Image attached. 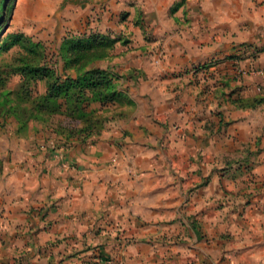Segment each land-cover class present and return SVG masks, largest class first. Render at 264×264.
<instances>
[{
	"label": "crops",
	"instance_id": "0c3cea01",
	"mask_svg": "<svg viewBox=\"0 0 264 264\" xmlns=\"http://www.w3.org/2000/svg\"><path fill=\"white\" fill-rule=\"evenodd\" d=\"M180 1L88 0L91 28L126 38L115 48L134 58L127 68L134 78L120 80L127 101L101 110L107 121L99 135L66 147L75 169L33 136L7 144L0 156V264H191L194 243L207 245L199 254L205 264L219 255L233 261L234 253L257 258L234 250L261 240L248 238V222L224 221L234 207L218 204L225 192L217 173L192 194L165 171L180 161L217 166L234 159L264 175V73H244L231 87L222 77L234 76L224 57L239 54L238 44L263 41L264 21L240 15L249 3L224 10L221 1L209 8ZM260 50L255 59L242 54L238 66L264 72ZM211 62L210 76L195 72L198 84L179 75ZM229 96L258 101L235 106ZM197 197L204 203L193 204ZM193 212L203 230L198 237L191 236ZM176 244L187 246L188 258L179 259Z\"/></svg>",
	"mask_w": 264,
	"mask_h": 264
},
{
	"label": "rangeland",
	"instance_id": "374dc122",
	"mask_svg": "<svg viewBox=\"0 0 264 264\" xmlns=\"http://www.w3.org/2000/svg\"><path fill=\"white\" fill-rule=\"evenodd\" d=\"M217 1L222 2L224 10H227L229 7L228 3L231 2L240 6L244 3H249L248 7L240 11V15H250L253 18L264 21V0H195L198 7L206 5L208 8ZM183 2L184 0L180 1L179 4ZM251 6L253 7L251 8ZM89 14L88 0H0V92L6 89H11L15 92L19 90L22 82L18 68L30 57H33L35 61H39L41 64L46 63L52 66L58 74L74 73L75 71L63 57L66 49L72 44L78 42L87 43L92 40L93 36L102 35L107 36L110 41V46L107 50L108 54L102 59L93 61L90 66L108 69L113 76L119 79L120 90L123 89L120 80L123 81L126 77L130 76L133 79V73L136 72L134 69H127L134 58L126 55V51L115 48L119 42L123 43L126 38L121 40L120 37H113L109 33L105 34L94 31L88 21ZM73 23H76V25L74 26ZM261 40L263 41L258 45L253 44V42L240 43L236 46V49L238 48L236 51H239V54L234 53L233 55L224 57V60L231 61V65L234 68V76L222 75V77L224 76L223 83L225 85H230L229 83L231 85L232 83L237 84V81H239L244 73L247 75L251 73L262 75L264 73L262 69L253 67L252 69L245 70L238 66L242 54H246L251 59L257 57L258 52L261 51L260 48H264V34ZM213 65L214 63L211 62L209 65L190 66L180 72L181 74L179 75L185 76V73H189L191 81L198 84L200 80H198V75L195 72L202 73L203 75L201 76H210V70L205 69ZM211 71L213 72L214 70ZM31 87L34 90L43 91L44 83L31 84L29 88ZM228 99L235 105V98L232 100L231 96H229ZM236 101L237 104H242L250 103L253 100L247 102L245 98L241 100V97H237ZM32 136L34 139H41V142L45 143L47 151L62 160V166L76 168V164L65 160L63 152L66 150V147L59 146L61 143L55 135L46 130L40 122L28 121L25 127L20 128L12 116L6 119L0 118V156L4 155L5 147H7L8 143L28 142ZM165 172L173 173L172 175L175 176L174 185L177 189L192 192V194L196 190L207 186L212 173H217L219 175L217 188L225 192L221 199L218 200V204L234 207L227 209L222 214L224 221H228V224L235 220L248 222L250 224L248 228L252 226L250 230L246 231L250 233L248 238H260L261 242H250L242 245V247L237 246L234 248L237 251L248 249L252 253H255L257 258L251 256V260L247 259L244 261L241 257L239 258L237 253H234L231 255L234 258L233 261H227L225 260V256L219 255L213 263L264 264V259L260 257L264 256V175L255 174L253 166L239 164L234 159H231V161L225 160V163L218 164L217 166L203 165L198 159H192V163L190 164H184V162L180 161L175 165L173 170L168 167ZM198 199V197L192 198L193 204L204 203V201L198 202ZM209 204L207 202L204 205ZM198 216L195 212L192 213V237L196 235L198 237L199 231L203 233V230L197 229L199 226V222H197L199 220ZM257 217H260L257 220H260L262 229H258L259 225L253 224ZM240 222L237 223L240 224ZM177 228L174 229L175 233L182 231V229L178 230ZM176 245L178 246L176 249L180 250L178 252L180 255L179 259L188 258V254H182V249L187 246L183 244ZM191 248L192 254L189 257L191 258V264H205L199 258V254H204L207 251V245L194 243ZM173 262H175L173 264L178 263L177 261ZM158 264L166 263L159 262Z\"/></svg>",
	"mask_w": 264,
	"mask_h": 264
},
{
	"label": "trees",
	"instance_id": "16d2710c",
	"mask_svg": "<svg viewBox=\"0 0 264 264\" xmlns=\"http://www.w3.org/2000/svg\"><path fill=\"white\" fill-rule=\"evenodd\" d=\"M108 39L93 36L90 42L70 45L63 57L74 73L61 75L52 66L28 58L18 68L22 82L19 90L0 92V118L12 116L20 128L28 121L40 122L63 147L99 135L107 121L101 110L127 101L117 77L108 69L90 66L108 54ZM38 82L44 83L43 91L29 88Z\"/></svg>",
	"mask_w": 264,
	"mask_h": 264
}]
</instances>
